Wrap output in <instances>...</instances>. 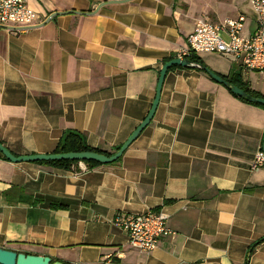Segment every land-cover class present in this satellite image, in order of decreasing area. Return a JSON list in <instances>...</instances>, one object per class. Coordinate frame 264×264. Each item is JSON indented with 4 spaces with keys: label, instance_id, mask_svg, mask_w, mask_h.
<instances>
[{
    "label": "crops",
    "instance_id": "obj_1",
    "mask_svg": "<svg viewBox=\"0 0 264 264\" xmlns=\"http://www.w3.org/2000/svg\"><path fill=\"white\" fill-rule=\"evenodd\" d=\"M29 4L40 23L60 13L20 31L0 27V142L16 155L53 153L66 129L116 151L150 112L163 65L198 17L244 15L243 33L257 28L248 0ZM206 54L209 68L240 73L264 96V72ZM263 144L264 108L197 63L173 65L153 118L117 161L62 169L0 156V247L63 264H264V241L250 253L264 237V166L252 168ZM149 209L168 214L176 235L132 249L114 217Z\"/></svg>",
    "mask_w": 264,
    "mask_h": 264
},
{
    "label": "built area",
    "instance_id": "obj_2",
    "mask_svg": "<svg viewBox=\"0 0 264 264\" xmlns=\"http://www.w3.org/2000/svg\"><path fill=\"white\" fill-rule=\"evenodd\" d=\"M256 16L257 28L253 34L243 33L245 16L215 22L202 15L197 18L187 45L178 49L175 58H189L193 54L219 53L238 62L245 71L264 72V0H248ZM41 17L29 0H0V27L20 31L39 24ZM81 162L82 168L86 165ZM264 166V150L255 153L253 169ZM114 223L128 235L130 248L139 251L155 249L160 239L174 236L176 231L168 224V214L162 209H149L143 213L119 212Z\"/></svg>",
    "mask_w": 264,
    "mask_h": 264
},
{
    "label": "water",
    "instance_id": "obj_3",
    "mask_svg": "<svg viewBox=\"0 0 264 264\" xmlns=\"http://www.w3.org/2000/svg\"><path fill=\"white\" fill-rule=\"evenodd\" d=\"M106 2H103L99 5L97 9H99ZM60 12H56L51 14L43 23L37 24L35 26H39L44 24L47 20H49L52 16L59 14ZM32 26V27H35ZM192 60L185 58L181 59L179 57L173 58L167 61L160 72L159 83L157 88V95L153 106L146 116V118L141 122V124L133 131V133L129 136V138L121 145V147L114 151L112 154L108 155L105 153L97 152V151H70V152H62V153H31L24 155H16L11 150H9L3 143L0 142V152L12 162H36V161H49V160H77V161H95L102 164L112 163L117 161L123 153L127 150L129 145L138 137L141 131L149 124L151 119L153 118L157 106L159 104L161 90L163 86V82L166 76L168 69L173 65H179L182 67H189L193 65ZM201 69H203L208 75H210L215 81L225 85L229 88L233 93L247 99L250 102H257L264 105L263 97H255L243 90L236 84H232L230 81L219 75L217 72L212 70L206 65L198 64ZM264 150V144H263ZM0 264H63L62 262L55 261L52 262V259L48 255H39V254H27L24 252H17L12 249L0 247Z\"/></svg>",
    "mask_w": 264,
    "mask_h": 264
},
{
    "label": "trees",
    "instance_id": "obj_4",
    "mask_svg": "<svg viewBox=\"0 0 264 264\" xmlns=\"http://www.w3.org/2000/svg\"><path fill=\"white\" fill-rule=\"evenodd\" d=\"M188 59L192 60L193 62H195L197 64L206 65L204 63V61L202 60V58L199 55L193 54ZM200 70H203V69L200 68ZM218 74L221 75L222 77H224L225 79H227L228 81H230L232 84L238 85L239 87H241L243 90H245L246 92H248L252 96H255V97H263L264 98V96L261 95V94H259L258 92L252 91L241 80L240 73H238V72H231L228 75H223V74H220V73H218ZM228 90L231 93H233L229 88H228ZM233 94L235 96H238L239 98H241L243 101H246V102H249V103H253V104H256V105L261 106L262 108H264V105L263 104H260V103H257V102H250L247 99H245V98H243V97H241V96H239V95H237L235 93H233ZM120 147H121V145L118 146L116 148V150H118ZM70 151H97V152L105 153V154H108V155H110V154L113 153L111 151L104 150V149H101V148L91 147L87 143V140H86L85 136L82 133H80V132H78L77 130H74V129H66L63 132V134H62V136H61V138H60V140L58 142L57 148L54 150L53 153H62V152H70ZM0 156L3 157L4 159H7L1 152H0ZM79 162L80 161H77V160H63V159H60V160H49V161H36L34 163H37V164H45V165H49V166H53V167H57V168H62V169H70L74 164H79ZM83 162L85 164H87V166H89V167H95L97 165H101L102 164V163L95 162V161H83ZM53 206L56 207L58 205L53 204ZM262 241H264V237H262L261 239H259L258 241H256L251 246L250 253L254 250L255 246L257 244L261 243ZM245 264H248V260L246 261Z\"/></svg>",
    "mask_w": 264,
    "mask_h": 264
},
{
    "label": "rangeland",
    "instance_id": "obj_5",
    "mask_svg": "<svg viewBox=\"0 0 264 264\" xmlns=\"http://www.w3.org/2000/svg\"><path fill=\"white\" fill-rule=\"evenodd\" d=\"M249 17H250V20H248V22L246 23V27H248L250 30H253L254 27H255V22H254V19L252 18V16H249ZM247 25H248V26H247ZM202 54H204V56L207 55L206 53H202ZM215 55H216V54H215ZM218 57H221V56L217 55L215 58H216L217 60H219L220 58H218Z\"/></svg>",
    "mask_w": 264,
    "mask_h": 264
}]
</instances>
